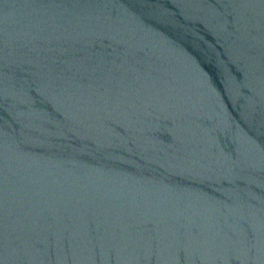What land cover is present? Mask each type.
Masks as SVG:
<instances>
[{
    "label": "water",
    "instance_id": "water-1",
    "mask_svg": "<svg viewBox=\"0 0 264 264\" xmlns=\"http://www.w3.org/2000/svg\"><path fill=\"white\" fill-rule=\"evenodd\" d=\"M0 264H264V0H0Z\"/></svg>",
    "mask_w": 264,
    "mask_h": 264
}]
</instances>
